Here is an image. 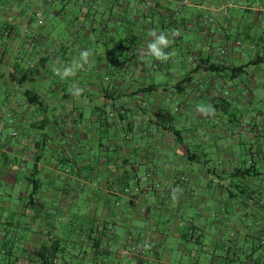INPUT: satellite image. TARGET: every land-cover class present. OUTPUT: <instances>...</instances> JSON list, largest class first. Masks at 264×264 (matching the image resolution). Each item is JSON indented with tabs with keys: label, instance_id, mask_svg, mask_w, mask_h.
Masks as SVG:
<instances>
[{
	"label": "crops",
	"instance_id": "crops-1",
	"mask_svg": "<svg viewBox=\"0 0 264 264\" xmlns=\"http://www.w3.org/2000/svg\"><path fill=\"white\" fill-rule=\"evenodd\" d=\"M191 3L0 0V124L19 133L15 146L0 137V209L33 165L46 175L43 149L26 159L23 141L60 145L61 167L72 168V182L57 177L31 207L18 202L19 246L0 264H209L201 248L218 254L213 264H264V112H251L256 94L264 98V0ZM65 16L67 44L51 25ZM152 32L170 40L167 60L150 53ZM180 49V61L169 58ZM85 50L74 76L54 73ZM101 139L110 142L97 156L82 152ZM251 164L258 176H234Z\"/></svg>",
	"mask_w": 264,
	"mask_h": 264
},
{
	"label": "rangeland",
	"instance_id": "rangeland-1",
	"mask_svg": "<svg viewBox=\"0 0 264 264\" xmlns=\"http://www.w3.org/2000/svg\"><path fill=\"white\" fill-rule=\"evenodd\" d=\"M186 8L187 7H184L183 9H186ZM55 9L60 11L62 9V4L60 2H57L55 4ZM190 10H192V9H190ZM35 11H36L35 8H32L29 10L28 13L36 21L42 22L45 19L44 15H46V14L43 13L42 10H37L39 12H36V13H40L42 16V18H37ZM68 23H69V17L68 16H65L63 18H53L51 21V25L58 31H60L61 29H64ZM61 33L62 32L60 31V33L58 34L61 38L60 40H62L63 42L65 41V43L67 44V41L69 39L68 35L64 34V33L61 34ZM182 53H183L182 49H180L178 51H173L171 56H169V58H173L174 60L180 61L182 58ZM169 82L175 83L176 81L173 79H170ZM54 83H57V84L60 83L61 85H63L58 79V81H55L53 83H49V84L47 83V87H45L46 88L45 90L49 91L50 90L49 88ZM261 83H262V81H259V84H261ZM62 90L70 92L71 88L68 86H65V87H63ZM221 92H222V94L224 93L223 91H221ZM257 98H259V96L256 94V99H255L254 105L251 107L252 114L254 112H258V111L264 112V98H261V101H260V99H257ZM53 100L55 102H57V104L55 105V103H54V105L51 106L52 112L59 114V112H61L63 110L62 109V107H63L62 102L59 103V101H57L55 98H53ZM85 118L87 120H89L91 118V115L86 114ZM30 136L27 135V138ZM0 137H4L5 138V139H3L4 141L7 139V141H5V142L9 143L10 146H15L19 142V141H17L19 139V133L17 131H14L11 128L4 127V124L3 125L0 124ZM104 137L107 138L108 134L105 133ZM21 139H22V137L20 136V140ZM30 140H32V141H23L24 145L22 144L23 142L20 144L21 146L23 145V150H24L23 155H24V157H26V159L30 158L32 155H34L36 153V150H38V148L35 146L36 141H33L32 138ZM101 140H103V141H93V142H89V143H87V142L80 143L82 152L84 154L92 155L93 157L97 156V154L102 150L100 148V145L103 144L104 147H108L109 142H110V141H105V139H101ZM63 143H66V142H63ZM10 146H8V148H6V149L7 150L10 149ZM12 151H13V149H12ZM9 152H11V151H9ZM65 152H66L65 149L64 148L62 149V147L60 145L59 146L51 145L50 148H45L44 154L43 153L40 154L41 159H43V157H44L43 163H46L45 165L41 166L42 167V173L46 174L44 177L45 184H53L52 182H54L55 178H57V177L59 179L60 178L63 179L61 181L62 183H57V185H64V182H63L64 180H65V184L67 181L72 182V180H71L72 176L70 174V173H72V168H68L66 166L61 167V162H62L61 159L62 158L66 159L68 157V155H65ZM35 155H39V154H35ZM71 158H72V156H71ZM2 165H3V163H0V168H2ZM54 173H56L57 176L53 175ZM22 175L23 174H21L20 178L22 177ZM65 175H67L68 178ZM0 177H1V171H0ZM73 177H75V176H73ZM0 186H2L3 188L8 187L7 182L2 183L1 178H0ZM13 188L16 189L14 194L11 193L12 191L11 192L9 191V196H13V199H6V201H8V203H9L8 207L0 209V217H2L4 219V221H3L4 225L0 224V234L2 232L5 233L3 236V239H0V255H3L2 259H1L3 261H10V260L13 261L14 259H12L11 257H7V255H9L11 253H13L15 255V253L18 249V246H19L16 229L13 230V232L12 231L10 232L11 229L7 224H5V222H6V220H10V222L14 223L17 220V217L15 215V213L18 210V206H19L17 197L20 196L21 191L24 190L23 192H27L26 187H22L20 185H15ZM3 197H2V200L5 201V199ZM78 201L83 202L81 195H80ZM80 228H81V225H79V223L69 226V229L72 230V234H73V232H74V234H77V233L79 234ZM14 232H16V233H14ZM176 248H179V247H176ZM188 248L193 249L194 247L192 245H190V247H188ZM2 251H7V255H4ZM203 251H205V252H203ZM178 254L180 255V252L176 249L175 256L178 257L179 256ZM199 255H201V260H203L204 262H208L209 264H213V261L215 260V256H217L218 254L215 253L214 250L209 251L207 249L204 250L203 248H201Z\"/></svg>",
	"mask_w": 264,
	"mask_h": 264
},
{
	"label": "trees",
	"instance_id": "trees-1",
	"mask_svg": "<svg viewBox=\"0 0 264 264\" xmlns=\"http://www.w3.org/2000/svg\"><path fill=\"white\" fill-rule=\"evenodd\" d=\"M207 71H216L218 70L217 66L215 65H207L206 67ZM242 68H237V69H233V75H236L237 73H239V71ZM188 82V81H183L180 84H178V86H184V84ZM226 104V103H223ZM44 124L42 123L41 128H44ZM47 142V141H46ZM45 142V143H46ZM45 143L43 144L42 142L38 141L37 144H35V146L38 149H43L41 152L44 154V150H45ZM42 147V148H41ZM38 162L44 161V157L43 159H41V157H37ZM66 159L62 158V162H64ZM258 172L255 170V167L253 166V164H251L249 167H244L241 168L239 170L236 171V173L234 174V176L239 180V179H246V178H250V177H256L258 176ZM19 184L22 187H26V191L27 192H20V196L17 197L18 202L22 201L23 202V208H27V207H31L35 202L38 201V196H39V191L40 189L45 185L44 182V178L40 175V173H38L37 171V165H33L31 173L29 175H26L25 177L19 178ZM31 190V191H30ZM13 196L10 197V199ZM18 211L15 213L16 217H17ZM16 222V221H15ZM15 222H10V220H8L7 224L10 227V232L16 229L15 226ZM4 225V224H1ZM2 231V230H1ZM17 232V229H16ZM14 232V233H16ZM5 233H1L0 234V239H3Z\"/></svg>",
	"mask_w": 264,
	"mask_h": 264
},
{
	"label": "clouds",
	"instance_id": "clouds-1",
	"mask_svg": "<svg viewBox=\"0 0 264 264\" xmlns=\"http://www.w3.org/2000/svg\"><path fill=\"white\" fill-rule=\"evenodd\" d=\"M151 35L155 38L148 45V49L155 58L160 60H167L168 56L163 52V47H167L170 44V40L164 35H157L155 32H152ZM173 36L179 35V32H173ZM91 52L88 50L82 51L80 53V58L78 61H74L71 66L61 68H54L53 71L56 75L61 76V78H67L69 76H74L76 74V70L81 69L84 64L89 62V56ZM77 95H79V90H77ZM199 111L202 112H214V109L211 107L205 109L203 107H198Z\"/></svg>",
	"mask_w": 264,
	"mask_h": 264
},
{
	"label": "built area",
	"instance_id": "built-area-1",
	"mask_svg": "<svg viewBox=\"0 0 264 264\" xmlns=\"http://www.w3.org/2000/svg\"><path fill=\"white\" fill-rule=\"evenodd\" d=\"M191 2H192V0H178V5H179L181 8L189 7V6H191V4H192ZM36 17H37V18H42V16H41L40 13H36ZM205 23H206L207 25H209V24H213V23H214V20H213V18H207V19L205 20ZM33 36H35V35H33ZM177 36H178V35H177ZM209 50L211 51V50H213V49H211V48L209 47ZM215 51H216L217 56L220 57V58H224L225 55H226V51H225L224 49H222V48H217ZM191 59H192V58H191ZM192 60H193V59H192ZM228 95H229V92H227V93L225 94V96H228ZM175 110L178 111L179 108L177 107ZM214 121H215V124H218V123H220L222 120H220L219 117H216ZM126 192H129V190H127ZM138 252H139V251H137V254H139ZM143 253H144V251H142V254H143ZM126 254H129V253L126 252Z\"/></svg>",
	"mask_w": 264,
	"mask_h": 264
}]
</instances>
